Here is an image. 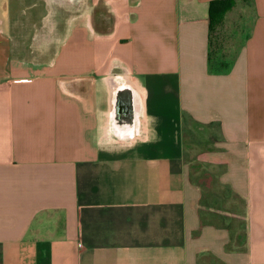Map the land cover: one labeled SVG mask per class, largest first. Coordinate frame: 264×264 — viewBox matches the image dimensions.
<instances>
[{
    "label": "crops",
    "instance_id": "1",
    "mask_svg": "<svg viewBox=\"0 0 264 264\" xmlns=\"http://www.w3.org/2000/svg\"><path fill=\"white\" fill-rule=\"evenodd\" d=\"M212 1L0 0V264H264V0L210 47ZM187 127L236 241L201 225Z\"/></svg>",
    "mask_w": 264,
    "mask_h": 264
},
{
    "label": "trees",
    "instance_id": "2",
    "mask_svg": "<svg viewBox=\"0 0 264 264\" xmlns=\"http://www.w3.org/2000/svg\"><path fill=\"white\" fill-rule=\"evenodd\" d=\"M235 5V0H217L212 1L209 5V45L211 47V37L213 35V30L216 26H218L225 14L230 11ZM208 68L210 73H226L229 71L231 64L233 62L232 59L226 58L222 59L221 57L214 54V56L209 54L208 57ZM187 125V124H186ZM188 134L190 136V133H187V130L184 131V133ZM199 134V133H198ZM197 135L194 133L191 134V138H198ZM193 141V140H192ZM184 146H185V138H184ZM196 163L195 165H192V175L195 176V173L199 171V167ZM191 167V166H190ZM191 174L189 175L190 182L195 184L202 190L203 186L200 185L197 182V177L195 176L193 178ZM217 180V179H215ZM214 182L216 187L218 185V180ZM202 190V196L200 198L199 205L200 207H205V209H199V215H200V222L201 225H214L216 227H222L225 228L229 234H230V242L236 241L238 238L244 237L246 232V222L244 219V209L238 202L231 203L228 206L226 205L229 201H237L238 196L229 188V187H223L221 189V192L215 191V193H212L213 200L209 202L210 195H206V200L204 198V194ZM219 210L223 212L224 214H210L209 210ZM230 242L226 245L225 249L230 250Z\"/></svg>",
    "mask_w": 264,
    "mask_h": 264
},
{
    "label": "rangeland",
    "instance_id": "3",
    "mask_svg": "<svg viewBox=\"0 0 264 264\" xmlns=\"http://www.w3.org/2000/svg\"><path fill=\"white\" fill-rule=\"evenodd\" d=\"M228 20L231 22V21H234L236 20V17L233 15V17H230L228 18ZM246 28H244V32H245ZM229 35V32H224L223 33V36H228ZM189 127H187V130L189 131L188 129ZM194 127L190 128V135L191 133L197 135L198 133V138L192 142L190 140V136H188V134H184V137H185V161H186V164L190 167V173L189 175L191 174V176L193 177L192 175V165H195L196 163H198V167H199V171H197L195 173V176L197 177V182L200 184V185H204V182L207 181V182H210L211 180L209 179L210 177H212V175L216 174L218 172V170H213L212 168H209V163H204L202 161H199L197 158L199 157V155L202 153V151L205 150L206 146H208V143L206 142L205 138H204V135L201 134L202 132L197 130V129H194ZM195 131L197 133H195ZM205 168H207V171L205 170ZM211 170V171H210ZM194 176V177H195ZM193 177V178H194ZM231 245H234V242L231 244ZM240 247H244V245L240 244L239 245Z\"/></svg>",
    "mask_w": 264,
    "mask_h": 264
}]
</instances>
